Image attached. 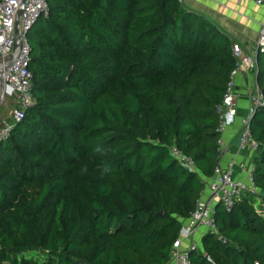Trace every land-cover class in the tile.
I'll return each mask as SVG.
<instances>
[{
  "label": "trees",
  "instance_id": "1",
  "mask_svg": "<svg viewBox=\"0 0 264 264\" xmlns=\"http://www.w3.org/2000/svg\"><path fill=\"white\" fill-rule=\"evenodd\" d=\"M46 2L26 33L33 104L0 140V264H168L216 166L235 43L179 0ZM249 132L259 194L216 204L189 264H264V107Z\"/></svg>",
  "mask_w": 264,
  "mask_h": 264
},
{
  "label": "built area",
  "instance_id": "2",
  "mask_svg": "<svg viewBox=\"0 0 264 264\" xmlns=\"http://www.w3.org/2000/svg\"><path fill=\"white\" fill-rule=\"evenodd\" d=\"M22 0H0V60L10 53L13 43V20L15 12ZM264 8V0H250ZM48 7L46 0H26L19 19V31L21 36V49L17 60L1 73L4 90L0 103L6 90L15 97L16 107L10 112L11 122L0 119V140L7 138L10 129L22 119L23 111L33 104L29 93L31 75L27 70L29 45L26 33L32 27L38 17H47ZM264 52V28L261 30L253 48L252 55H245L237 45L232 47V56L236 60L234 68L229 73V79L225 87L221 104L216 107L218 116L216 141L217 162L212 176L208 179V194L204 199L196 201L195 208L181 224L177 238L170 250L169 264H189L188 255L197 245L192 240L197 232L215 234L214 207L221 204L224 210H230L232 204L240 196L249 194L256 196L259 190L253 185V167H246L243 163H236L232 159L225 168L219 166L218 161L226 152V145L222 142L220 134L224 130L228 119L235 115L234 109V77L239 73L256 70V54ZM250 113L239 121L240 130L237 138V152H256L259 143L255 142L249 132V120L257 108L264 107V95L255 87L249 95ZM170 156L178 163L194 168L191 159L182 155L175 147L169 148ZM244 173L245 180L241 181L233 177V169ZM185 245V246H184Z\"/></svg>",
  "mask_w": 264,
  "mask_h": 264
},
{
  "label": "crops",
  "instance_id": "3",
  "mask_svg": "<svg viewBox=\"0 0 264 264\" xmlns=\"http://www.w3.org/2000/svg\"><path fill=\"white\" fill-rule=\"evenodd\" d=\"M188 10L201 14L213 22L223 31L245 55H252L258 35L264 28V8L250 0H179ZM233 95L235 115L228 119L220 134L227 149L218 164L225 168L234 159L236 163H243L246 167L252 166L255 152H237V138L240 130L239 121L250 113L249 95L256 87V70L239 73L234 77ZM12 94V93H10ZM14 96V95H13ZM233 177L245 180L244 173L233 169ZM203 182V191L199 199L208 194L209 178L200 177ZM184 220L182 221V224ZM201 232L194 234L192 240L200 248ZM185 246V245H184ZM170 261H168L169 264Z\"/></svg>",
  "mask_w": 264,
  "mask_h": 264
},
{
  "label": "water",
  "instance_id": "4",
  "mask_svg": "<svg viewBox=\"0 0 264 264\" xmlns=\"http://www.w3.org/2000/svg\"><path fill=\"white\" fill-rule=\"evenodd\" d=\"M26 0H22L21 4L18 6L13 20V43L12 48L9 54H7L5 57H3L0 60V75L1 73L9 68L18 58L20 49H21V36L19 31V19L20 15L23 11V5ZM4 90V85L0 76V99L2 97V93ZM185 168L189 169L188 167L184 166Z\"/></svg>",
  "mask_w": 264,
  "mask_h": 264
},
{
  "label": "rangeland",
  "instance_id": "5",
  "mask_svg": "<svg viewBox=\"0 0 264 264\" xmlns=\"http://www.w3.org/2000/svg\"><path fill=\"white\" fill-rule=\"evenodd\" d=\"M16 107L15 97L8 90L5 91L4 97L0 103V119L7 123L11 122L10 112ZM259 200L256 201L258 204ZM196 244V243H195Z\"/></svg>",
  "mask_w": 264,
  "mask_h": 264
}]
</instances>
